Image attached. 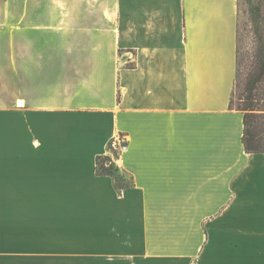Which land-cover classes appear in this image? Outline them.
Wrapping results in <instances>:
<instances>
[{"label":"crops","instance_id":"1","mask_svg":"<svg viewBox=\"0 0 264 264\" xmlns=\"http://www.w3.org/2000/svg\"><path fill=\"white\" fill-rule=\"evenodd\" d=\"M4 2L0 264H264V152L230 107L238 0Z\"/></svg>","mask_w":264,"mask_h":264},{"label":"rangeland","instance_id":"2","mask_svg":"<svg viewBox=\"0 0 264 264\" xmlns=\"http://www.w3.org/2000/svg\"><path fill=\"white\" fill-rule=\"evenodd\" d=\"M4 1V5L11 8L12 0ZM8 17L11 21L12 13ZM237 20L238 78L236 79L232 94L231 106L237 110L248 104L264 108V80L259 85L261 87L262 99L252 98L254 97L252 94L255 93L254 86L256 85L255 76H253L257 70L256 61L258 57L264 55V0H238ZM239 111L245 112V110ZM254 112L259 111L255 110ZM121 144H125V141L121 138L116 144L110 143L108 154L112 153V155L116 156L124 151L122 150V146H120ZM119 175L131 184V178L127 173L119 171Z\"/></svg>","mask_w":264,"mask_h":264},{"label":"trees","instance_id":"3","mask_svg":"<svg viewBox=\"0 0 264 264\" xmlns=\"http://www.w3.org/2000/svg\"><path fill=\"white\" fill-rule=\"evenodd\" d=\"M257 70L255 71L254 79L256 85L254 86L255 93L252 94L254 99H262L261 87L259 86L264 80V55L257 58ZM238 78V72H237ZM234 92V91H233ZM232 97L230 99V107ZM248 104L238 110H245L243 113L244 130L242 141L247 152H264V108ZM258 110L259 112H254ZM119 168L110 158L109 155L98 156L96 160V173L98 175H109L113 178L115 185L118 189L129 186L130 182H126L119 175Z\"/></svg>","mask_w":264,"mask_h":264},{"label":"built area","instance_id":"4","mask_svg":"<svg viewBox=\"0 0 264 264\" xmlns=\"http://www.w3.org/2000/svg\"><path fill=\"white\" fill-rule=\"evenodd\" d=\"M120 146H122V150L125 149L126 145L125 144H121Z\"/></svg>","mask_w":264,"mask_h":264}]
</instances>
